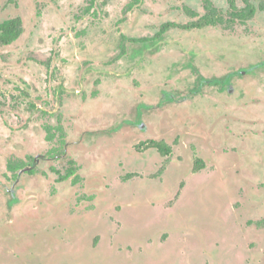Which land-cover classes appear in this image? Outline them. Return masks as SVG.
<instances>
[{
	"label": "rangeland",
	"instance_id": "1",
	"mask_svg": "<svg viewBox=\"0 0 264 264\" xmlns=\"http://www.w3.org/2000/svg\"><path fill=\"white\" fill-rule=\"evenodd\" d=\"M248 1L241 22L228 0H0L23 28L0 46V264H264V0ZM207 2L221 23L178 27ZM70 160L79 180L60 181Z\"/></svg>",
	"mask_w": 264,
	"mask_h": 264
},
{
	"label": "trees",
	"instance_id": "2",
	"mask_svg": "<svg viewBox=\"0 0 264 264\" xmlns=\"http://www.w3.org/2000/svg\"><path fill=\"white\" fill-rule=\"evenodd\" d=\"M137 2V0H135ZM245 3V6L241 10H237L234 6V0H228L229 8L231 10L232 16L237 17L241 22H245L247 20H250L256 12L261 10L262 8H256L248 0H243ZM133 3H131L128 6V9H132ZM206 9L208 10L207 13H205L202 17L198 18L195 22H191L186 25L178 26L179 28L183 30H193V29H203L209 26H215L222 22V18L218 16L216 13L217 11L214 8H209V3H206ZM177 27L175 24H165L162 27V30H166L169 28H175ZM23 28H22V21L19 17L16 18H10L7 20H4L0 22V46H8L14 43L22 34ZM135 41V40H132ZM122 53L123 47H122ZM46 141L53 142L56 133L59 134V138L55 142V146L51 148L47 152L48 157L56 158L60 157L64 154V145H65V139H64V131L60 125H58L55 128H48L46 130ZM138 149L147 150V149H156L157 152L161 156H168L171 152L170 148L162 141H153L148 140L145 142H142L137 147ZM32 157H28V162H25L20 159H10L7 162V171L10 172L13 176V178L16 177V174L18 171L23 170L25 167L30 166L32 162ZM201 160L195 161V167L194 171H198L200 167L203 166ZM198 162L201 164L198 165ZM77 168L74 166V162L72 160L69 161V167L66 170L65 175L61 176L59 179L64 181L72 177L73 182H76L79 180V176L76 174ZM264 221V220H263Z\"/></svg>",
	"mask_w": 264,
	"mask_h": 264
},
{
	"label": "flooded vegetation",
	"instance_id": "3",
	"mask_svg": "<svg viewBox=\"0 0 264 264\" xmlns=\"http://www.w3.org/2000/svg\"><path fill=\"white\" fill-rule=\"evenodd\" d=\"M59 125V124H58ZM57 125V126H58ZM56 126V127H57ZM53 128H55V127H53ZM65 135V134H64ZM56 136H58V138H59V134L58 133H56ZM55 136V137H56ZM64 139H65V137H64ZM148 141V140H147ZM153 141H155V140H153ZM65 148H66V141H65V145H64V154H65ZM148 150V149H147ZM154 150H156V149H154ZM157 151V150H156ZM63 154V155H64ZM62 155V156H63ZM62 156H60V157H62ZM30 157V156H29ZM49 158H52V157H49ZM56 158H59V157H56ZM33 159V158H32ZM52 159H55V158H52ZM20 160H23V159H20ZM23 161H25V162H28V157L26 158V160H23ZM73 161V160H72ZM33 162H34V159L32 160V162H31V164H30V166H27V167H25L23 170H25V169H27V168H30L32 165H33ZM74 162V161H73ZM6 166H7V164H6ZM74 166H75V162H74ZM76 167V166H75ZM6 170H7V167H6ZM78 170V169H77ZM20 171H22V170H20ZM20 171H18V172H20ZM8 172V171H7ZM18 172H17V174H16V177L15 178H13V176H12V174L10 173V172H8V173H10V175H11V177H12V179H16L17 178V175H18ZM30 173H33V172H30ZM76 174H77V171H76ZM78 175V174H77ZM60 178V177H59ZM70 178H72V177H70ZM69 178V179H70ZM60 181H62V180H60ZM72 181H73V179H72Z\"/></svg>",
	"mask_w": 264,
	"mask_h": 264
}]
</instances>
